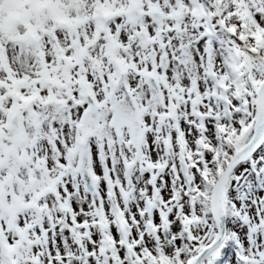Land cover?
<instances>
[{"label":"snow or ice","instance_id":"snow-or-ice-1","mask_svg":"<svg viewBox=\"0 0 264 264\" xmlns=\"http://www.w3.org/2000/svg\"><path fill=\"white\" fill-rule=\"evenodd\" d=\"M0 264H264V0H0Z\"/></svg>","mask_w":264,"mask_h":264}]
</instances>
